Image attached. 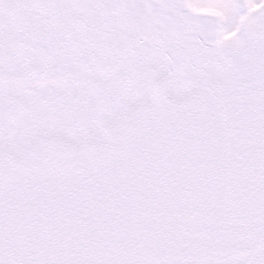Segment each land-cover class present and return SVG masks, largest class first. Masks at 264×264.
Masks as SVG:
<instances>
[{
	"label": "snow or ice",
	"instance_id": "snow-or-ice-1",
	"mask_svg": "<svg viewBox=\"0 0 264 264\" xmlns=\"http://www.w3.org/2000/svg\"><path fill=\"white\" fill-rule=\"evenodd\" d=\"M0 264H264V0H0Z\"/></svg>",
	"mask_w": 264,
	"mask_h": 264
}]
</instances>
